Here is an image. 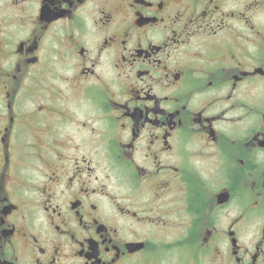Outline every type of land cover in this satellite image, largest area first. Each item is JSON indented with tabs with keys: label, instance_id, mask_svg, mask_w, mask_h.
I'll use <instances>...</instances> for the list:
<instances>
[{
	"label": "flooded vegetation",
	"instance_id": "flooded-vegetation-1",
	"mask_svg": "<svg viewBox=\"0 0 264 264\" xmlns=\"http://www.w3.org/2000/svg\"><path fill=\"white\" fill-rule=\"evenodd\" d=\"M0 264H264V0H0Z\"/></svg>",
	"mask_w": 264,
	"mask_h": 264
}]
</instances>
